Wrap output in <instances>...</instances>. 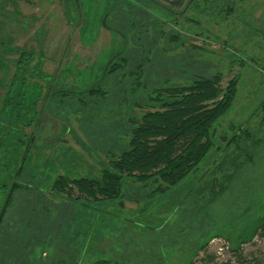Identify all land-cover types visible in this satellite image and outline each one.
I'll use <instances>...</instances> for the list:
<instances>
[{
    "label": "rangeland",
    "instance_id": "1",
    "mask_svg": "<svg viewBox=\"0 0 264 264\" xmlns=\"http://www.w3.org/2000/svg\"><path fill=\"white\" fill-rule=\"evenodd\" d=\"M64 2L0 0V67L7 66V81L16 69L18 53L8 51L14 47L33 53L31 70L41 61L42 72L54 77L53 82L35 78L27 82L37 80L42 87L37 108L44 107L36 126L22 129L23 135L33 137L23 171L24 181L29 177L25 185L35 191L13 196L16 201L0 226V264H93L105 259L117 264H242L241 260L262 258L264 229L253 232L264 218V138L254 164L218 199L211 202V195L200 187L212 178L209 173L223 156L217 149L223 150L238 129L250 128L264 137V128L258 127L264 100V0H183L181 8L162 14L136 1L139 8L159 17L163 31L148 33L153 50L142 79L148 87L159 85L160 79L179 85L192 75L214 74H221L222 88L234 76L238 83L228 112L212 128L213 147L195 173L157 194L156 185L125 178L123 199L111 201L75 200L77 193L68 199L51 192V186L59 175L99 179L108 168L107 151L117 157L114 149H123L128 141V119L143 113L146 108L138 105L146 99L141 94L130 98L127 89L135 76L121 80L123 72H130L126 68L116 74L122 82L115 76L109 79L104 101L84 99L86 104L81 105L77 98L69 99L84 85L80 73L88 74L94 64L101 66V58L117 48L119 39L98 27L107 0H78V13L71 1ZM123 10L137 21L141 15L132 6ZM135 50L139 52L138 47ZM58 91L70 97L63 98ZM4 93L5 86L0 85V101ZM4 129L0 183L13 165L10 139L16 127L7 122ZM216 178L221 180L222 175ZM224 242L227 249L220 253Z\"/></svg>",
    "mask_w": 264,
    "mask_h": 264
},
{
    "label": "trees",
    "instance_id": "2",
    "mask_svg": "<svg viewBox=\"0 0 264 264\" xmlns=\"http://www.w3.org/2000/svg\"><path fill=\"white\" fill-rule=\"evenodd\" d=\"M63 1H65L64 5L71 1L74 10L78 13L76 7L78 0ZM136 1L152 5L159 14L179 9L183 2V0H169V4L165 6L157 0H107V5L102 8L98 27L109 30L114 38L119 39L117 48L105 53L101 58L103 60L101 66L94 64L88 74L80 73L79 81L84 84L81 86V92L73 93L71 97L66 92L58 91L57 93H62L63 98H77V104L81 105L86 104L84 99L97 98L104 101L109 91L106 86L109 79L111 80L115 76L119 80L116 74L126 68L130 72L128 74L123 72L121 80H124L126 76H128L127 78L135 76L127 91L130 98L136 94L144 95L146 102L138 106L146 109L141 115L128 119V141L123 149H114L117 152V157H113L112 150L107 151L110 157L107 163L108 168L101 172L99 179H71L62 175L55 178L51 192L65 195L68 199L75 193H77L75 200L82 197L92 201L123 199L122 182L125 178L134 179L136 184L156 185L153 193H166L188 175L195 173L197 167L203 162L213 147L212 128L214 124L228 112L235 98L237 77L234 76L227 86L222 88L221 74H214L211 77L192 75L189 82L179 85H169L168 79L162 81L160 79L159 85L148 87L147 83L142 81L146 62L151 61L153 50L151 48L153 41L149 42L148 33L150 29L154 33L158 31L163 34V31L159 17L139 8ZM126 5L139 10L141 12L139 17L142 19L138 17L137 21L130 11L123 10ZM104 15H106V26L101 24ZM65 16L69 22L73 20L69 12H65ZM76 18V24H78L79 19ZM76 24L73 23L72 28ZM85 30L82 27L81 33ZM179 37L177 34L173 38L174 43H177ZM137 47L139 52L135 50ZM8 51L11 54L18 53V58L15 60L16 69L8 81L7 66L0 67L3 73L0 85L5 86V93L0 101V131L6 129H4V125H7V122L14 125L16 131L10 139L13 165L4 181L0 183L1 199L3 200L0 209V226L8 213V208L12 207L13 202L16 201L13 196L17 193L24 194L35 191H31L29 186L25 185L29 177L24 181L23 171L24 164L29 161L33 137H31L32 133L29 136L23 135L22 129L35 127L41 113L44 112L43 106L37 108L42 87L36 85L35 82L38 79L47 82L54 81V77H49L42 72L41 61H38L34 65V69L31 70L33 59L31 51L24 49L20 51L16 47L9 48ZM108 63V68L104 73V68ZM32 78L37 80L33 81L31 85L27 82ZM121 80L118 82H122ZM45 97L47 95H44L43 98ZM42 99L41 104L44 102ZM260 111L261 120L258 127L262 130V127L264 128V100L260 104ZM45 113L50 115L49 112ZM22 136L23 138H21ZM28 137L31 138L27 139ZM263 138L261 133L243 127V129H238L235 136L225 141L223 150L217 149L218 154L223 156L219 159V164L215 165L209 173L212 178H208L204 188L200 187L202 191L206 189L204 192L211 195V202L218 199L219 193L225 192L232 183L237 181L236 179H241L246 167L254 164L256 149L262 144ZM117 139L122 138L117 137ZM3 142H7V139H1L0 146ZM217 174L222 175L221 180L216 178ZM200 189L197 192H200ZM257 229H264V218L254 227L253 233H257ZM232 250L238 251L237 248ZM241 262L242 264H264V256L248 261L241 260ZM93 264L117 263L105 259Z\"/></svg>",
    "mask_w": 264,
    "mask_h": 264
},
{
    "label": "built area",
    "instance_id": "3",
    "mask_svg": "<svg viewBox=\"0 0 264 264\" xmlns=\"http://www.w3.org/2000/svg\"><path fill=\"white\" fill-rule=\"evenodd\" d=\"M225 248L227 249V246H226V244H225V242H224V243L221 244V246L219 247L218 251H219L220 253H223Z\"/></svg>",
    "mask_w": 264,
    "mask_h": 264
},
{
    "label": "water",
    "instance_id": "4",
    "mask_svg": "<svg viewBox=\"0 0 264 264\" xmlns=\"http://www.w3.org/2000/svg\"><path fill=\"white\" fill-rule=\"evenodd\" d=\"M102 25H103V26H106V25H105V20L102 21ZM108 65H109V63L105 66V68H104V73H105V71L107 70Z\"/></svg>",
    "mask_w": 264,
    "mask_h": 264
}]
</instances>
